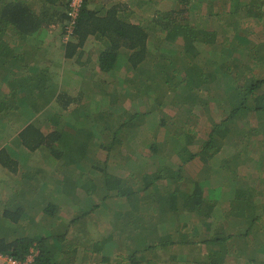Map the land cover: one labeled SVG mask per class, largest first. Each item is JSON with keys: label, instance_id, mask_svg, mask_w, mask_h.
Instances as JSON below:
<instances>
[{"label": "trees", "instance_id": "1", "mask_svg": "<svg viewBox=\"0 0 264 264\" xmlns=\"http://www.w3.org/2000/svg\"><path fill=\"white\" fill-rule=\"evenodd\" d=\"M55 1L0 0V127L9 126L13 116L22 119V128L14 136L16 144L29 151L46 150L44 158L54 167L55 174L40 184L51 183L55 193L64 197L60 204L47 200L41 218L32 220L33 226L22 227L18 234L15 225L27 217L29 190L19 194L20 187L16 199H3L0 230L5 234H0V252L22 260L33 248L38 252L36 264H56L55 254L61 250L71 227L73 233H78L75 224L82 218L88 224L92 214L104 210L108 201L119 203L125 199L132 205L127 218L122 211L110 208L107 220L120 232L131 264H151L154 248L170 246L181 252L175 251L165 264L186 261L184 250L190 252L195 264H241L239 257L244 258L243 264H264L256 257L264 246V138L254 157L248 153L250 150H238L237 133H228L231 127L240 126L236 119L245 121L241 130L250 125L252 118L264 126V0H207L216 10L209 7L205 14L197 13L204 0H167L166 7L151 19L153 12L145 17L130 10L123 1L110 5L102 1L93 7L89 0H81L73 24L74 35L62 44L63 56H79L90 36L100 44L99 70L87 84H94V91L100 96L110 97L104 110L97 105L85 108L81 94L68 95L50 77L48 66L39 67L36 60L26 56L32 53L31 47L25 45L27 36L45 26L68 21L69 0L63 12L53 10L60 6L59 0ZM158 1L141 3L157 8L161 3ZM204 15L209 18L199 21ZM16 48L21 52H16ZM149 63L153 69L147 68ZM144 65L146 68L141 69ZM73 102L75 105L71 106ZM126 102L130 109H123ZM41 110L45 115L35 116ZM201 111L210 120L221 118L213 123L198 151L202 173L209 170L217 151L224 147L235 149L216 166L230 187L225 226L213 213L214 201L204 194L218 180H190L182 175L186 171L183 163L167 165L172 154L183 159L186 146L192 142L191 126L198 122ZM153 113L157 117L155 128L167 130L166 139L175 144L173 152L166 151L164 157L157 158L160 152L156 151L153 133V141L147 146L151 153L148 160L153 164H146L141 179L126 183L107 169V157L111 150L150 124ZM100 136L110 143H99L98 148L106 151V159L95 162L92 143ZM7 143L0 146L1 169L10 175L18 172L17 182L29 176L31 179L27 171H20L27 153L15 156ZM194 154L189 153L188 159ZM172 171L175 175L170 178ZM167 177L172 188H158L156 181ZM93 195L99 200L95 205ZM46 196H36L38 202L32 204L42 205ZM138 203L143 205L141 210ZM13 204L16 205L10 209ZM70 205L78 207L68 221L63 220L59 207ZM185 216L200 222V236L192 235H199L194 226L192 231L186 230ZM54 218L62 223L52 228L50 221ZM94 220L96 230H101L104 221ZM44 222L46 233H36V225ZM134 234L135 240L131 238ZM102 246L104 243L95 236L93 251H101Z\"/></svg>", "mask_w": 264, "mask_h": 264}, {"label": "crops", "instance_id": "2", "mask_svg": "<svg viewBox=\"0 0 264 264\" xmlns=\"http://www.w3.org/2000/svg\"><path fill=\"white\" fill-rule=\"evenodd\" d=\"M90 3L92 4L91 6L96 7L97 3L99 4L100 2H97V0H89ZM54 2H56L54 0ZM60 6H58V8H53V10L57 11H61L62 9V3H66V1L61 2V0H59ZM57 7V6H55ZM37 12L38 9H37ZM46 17V16H45ZM60 23V22H59ZM59 23L57 24H53V26H45L43 28H40L39 30H37L35 33L31 34L30 36H27V43L25 45H29L30 50L32 53H28L26 54L27 57H29V59H34L36 60V63L39 65V67H45L48 66L51 70V74L50 77L55 81L58 82L59 87L60 84L63 83L64 80L69 79V77H78L80 72L78 70H75V66H79V67H86V65H91L93 68L95 67V70L98 71V64H97V53L98 50L100 49V44L98 42L94 41V38L92 36L88 37V39L86 40L84 46L82 47L81 54L79 56H77L76 54H74V56L72 58H66L63 55V48L64 46L62 45L63 43H61L60 41V37H59V33H57L58 28L60 29V27H55V25H59ZM56 32V34H55ZM28 47V48H29ZM19 49V48H16ZM16 52H21V49H19ZM35 77V76H34ZM95 77V76H94ZM4 78H6V76H4ZM13 78V77H12ZM89 81V76L85 77V79L82 80V82H88ZM42 82H45L44 80ZM163 84V82H162ZM162 87V85L160 86ZM61 89V88H60ZM62 90V89H61ZM219 93V92H216ZM118 109V108H117ZM123 109H130V106L128 104V106L123 107ZM42 111V110H41ZM41 111H38L37 113H40ZM28 114V113H26ZM202 114V111L200 112V115ZM203 114H206L205 112H203ZM199 115V116H200ZM225 116H222V118H224ZM221 120V118H217L215 120H209L210 121V125L207 129V132L204 136H200V132L197 130L196 125L197 123L193 124V126H191L192 130V142H190V144H188L186 146V152L184 154L183 159H179L178 155L172 154L169 158V162L167 163V165L169 167H172L174 165H176L177 163L181 162L183 163V165H185V169L186 171L182 172V175H184L185 177L191 179H203L208 177V180L211 181V179L213 177H216V180H220V183H216L214 186H212L211 188H208V190L205 191V195L208 196L209 200H213L214 201V206L212 207L213 209V213H215L216 216H218V222L222 223L224 226L227 223V216L225 214V212L227 211V209L229 210V207L227 206L229 203V197H227V191L230 189V187L226 186V182H225V178L223 179V173H220L217 170V165L221 163V159H219V162L216 163L215 161V157L213 160V157L210 160V167H208V171H206V173H202V169L203 164L202 161L200 159V157L198 156V151H200L201 147H202V142H204L209 134V132L211 131L212 127H213V123ZM237 122L240 123L239 127L233 126L228 130L229 135H238V150H241L242 153H247L250 149H257L258 145L262 143V139L264 138V126L263 124L257 123V121H255L254 118H252V120H250V125L246 126L243 130H241L243 128V124L245 123V121L241 120H237ZM257 126H256V124ZM22 127H20L21 129ZM19 129V130H20ZM19 130L17 132H19ZM241 130V131H240ZM142 132V129H141ZM140 132V133H141ZM140 133H134V137L130 138L129 140H135V137L137 134ZM167 130H164L163 133V138L161 140H155V148L156 151L160 152V156H158L157 158H162V156L164 154H166V151H172L173 150V146L175 145L171 140L166 139L167 136ZM103 139V140H102ZM95 140V145L98 148L99 143H102L104 145L103 142H107L108 144L110 143L109 140L105 139L104 137L100 136L99 138H94ZM128 141L127 139L124 141V143ZM153 141L152 139L150 140V142ZM149 142V143H150ZM7 143V142H5ZM14 143H17L14 141ZM145 144L143 147H145L144 149L147 150L148 153H146L147 155H142L140 156V158H145V159H149V156L151 155V153L149 152V148L147 147L148 144ZM4 144V143H3ZM3 144H1V146H3ZM7 145H9L11 148H13V151L15 152H19L16 150V147H20V145L17 144V146H12V144L7 143ZM123 147H125V145L123 143H121L120 145H118L117 148L123 149ZM102 148V147H101ZM100 149V148H98ZM165 149V150H164ZM229 149H233V151L235 152L234 147L233 148H229ZM125 150V149H123ZM224 150L228 151V149L222 148L220 149V151ZM144 151V150H143ZM233 151L232 154H233ZM32 152H38V151H29L27 153H32ZM173 152V151H172ZM219 151H217L216 153H218ZM189 153H195L193 156H190V159H188L189 157ZM19 156L20 153H18ZM145 154V153H142ZM162 154V155H161ZM132 155L131 152L128 153V151L126 152V156L123 157V163L126 164L130 158V156ZM216 155V154H215ZM182 156V154L180 155ZM12 157V156H11ZM164 157V156H163ZM26 158V156H25ZM166 158V157H165ZM223 158V157H222ZM136 159V158H135ZM43 160H45V158H43ZM152 162V161H151ZM153 164V162L151 163ZM216 164V165H214ZM153 165H151L152 167ZM157 168V167H156ZM147 170L150 171V168L147 167ZM171 171V170H170ZM156 172V170L154 171V173ZM144 173V171H142V173L140 175H136L133 172V166H132V170H130L126 175H118V174H114L120 178H122L126 183L127 182H132V184L136 181H138L140 178V176L142 177V174ZM169 173V172H166ZM162 173H160L159 175H161ZM175 173L174 171H172V174L168 177H172L174 176ZM212 175V178H210ZM215 175V176H214ZM94 176H96V174H94ZM165 178V179H158V181H156V184H158V188L163 189V188H169L171 189L172 187L169 186L168 183H170L169 178ZM221 181L224 183V185L221 184ZM49 184L42 186V189L47 190L49 188H51V184L50 186H48ZM42 191H40L41 193ZM123 206L119 207V208H115L118 209L120 211H122L124 213V218L126 217V212H128L129 210H131V203H129L127 200L123 199ZM108 203H106L104 205V210H101L103 212H108V210L112 207H109L107 205ZM138 208L141 210V208L143 207V205H141L140 203H138ZM95 205V204H94ZM102 207V206H101ZM107 210V211H106ZM100 211V210H99ZM97 212V211H96ZM94 217H92L89 220V223H86V220L84 218H82L79 223V221L75 224V226L80 230L78 233H73V228L71 227L69 231H63L60 230L59 232H64L66 233V240L61 248V250H59L58 252H56L55 254V263L56 264H131L130 263V256L129 253L127 252V249L124 245L122 236L120 235V232L118 230H114L113 228V223L112 221H108L103 220L104 224H102L101 226V230H96V224L95 220L97 217L96 215L93 213L92 214ZM63 220H65L64 218H62ZM212 220L217 221V219L215 217H211ZM48 221V220H47ZM61 220L58 221V219L54 218L52 219V221H50V226L53 228L54 224L56 223H62L60 222ZM98 222V220L96 221V223ZM31 227L30 223L27 224V228ZM47 224L44 222L41 225V229L37 230L36 233L38 234H42L46 233L47 230ZM21 229V228H18ZM190 232V230H188ZM207 231V229H206ZM210 232V230H209ZM53 235H55L56 232H51ZM85 233V235H84ZM100 233V234H99ZM197 233V232H196ZM196 233H192V235H196ZM199 233V232H198ZM96 236V240L101 241L104 243V246H102L101 251H97L94 252L91 244H92V239L95 238ZM92 237V239H91ZM132 239L135 240V234L132 237ZM130 242L127 240V243ZM155 252H152L151 256V264H165V262H169V258L170 255H174L175 251H179L177 247H173L170 246L167 249H159V248H154ZM181 252V251H180ZM166 254V255H164ZM264 254V246L261 247V249L259 250V253L256 255V257H258L261 261H264V259L262 258V255ZM166 256V257H165ZM240 258V263L243 264L244 262V258L239 257ZM229 259V258H227ZM226 259V260H227ZM229 261H232L231 259H229ZM170 264H177V263H170Z\"/></svg>", "mask_w": 264, "mask_h": 264}, {"label": "rangeland", "instance_id": "3", "mask_svg": "<svg viewBox=\"0 0 264 264\" xmlns=\"http://www.w3.org/2000/svg\"><path fill=\"white\" fill-rule=\"evenodd\" d=\"M64 1H68V0H61V2ZM102 1H108L109 5L119 2V1H123L125 3H128L127 6H129L130 10L135 11L136 13H143V16L145 17H149L148 13H152L150 19L156 14L157 11H160V9H164L163 7H166L167 5V0H160L158 2L160 3V6H158L157 8L153 7L152 5H148L147 4H142L141 0H97V2H102ZM214 1V0H212ZM138 2H140L141 4H139ZM71 3L70 0L68 2V4ZM213 4L208 3L207 0L202 1L200 8L197 10V13L199 14H205L208 11L209 7H213ZM62 9L61 11H65L67 7H65V3L64 5L61 6ZM155 9V10H154ZM213 9V8H212ZM214 11L216 10L215 8L213 9ZM206 18H209L208 15H204L202 16L199 21H205ZM134 19V18H133ZM149 19V18H148ZM213 20H215L212 17ZM67 21L59 23V25H55V27H60V29L58 28L57 33H59V37H60V41L61 43H63L62 40V36H63V27L65 26ZM150 29H152V26H150ZM238 33H240L239 30H237ZM152 33V31H151ZM56 34V32H55ZM157 35H160V33H157ZM222 57V56H220ZM150 64V63H149ZM154 65H151L147 68H151L153 69ZM263 67V65H262ZM75 68V70H78L80 72L79 76L76 77H69L68 81L64 80L62 84H60V88L62 90H64L68 95L70 96H75L77 94H81V99H82V105L85 106V108L97 105V107L101 108V110L106 109V105L107 103L110 102V97L108 96H100L98 92L94 91V84L88 85L86 82H82L83 79H85V77L89 76V77H93L96 74L95 67L93 68L91 65H86V67L82 68L79 66H75L73 67ZM142 68H146L145 65ZM99 70V69H98ZM156 78H158L159 76L156 74L155 76ZM143 89L147 90V88H145V85H143L142 87ZM40 99V98H38ZM128 102H126L124 105L128 106ZM75 102H73L71 104V106H74ZM72 108V107H71ZM141 109H144L143 106H141ZM67 112V110H66ZM39 114H41L42 116L45 115V113H43L42 111L40 113L36 112L35 116H38ZM152 119L150 121V124L143 126L142 128V132L140 134H137L135 137V140H128L125 143L123 142V144L125 145V147H123V149H117L116 150H111L110 151V155L107 157V169L112 173V174H118V175H126L130 170H132V166H133V172L136 175H140L142 173V169L146 166V164H149L151 161L145 158H140V156L142 155H147L146 153L147 150L144 149L145 147H143L145 144L149 143L151 140V135H153V133L156 135L154 140H161L163 138V133H164V129L160 128L159 130L155 128L156 126V122L155 120L157 119V117H155V114H152ZM13 121H11L9 123V126L2 128L0 127V146L1 144L8 142L10 144H12V146H17V144H14V136L18 133L17 131L19 130V128L21 127L22 119L18 118V117H12ZM210 118L208 117V115L206 114H201L200 115V119H198V123L196 125L197 130L200 132V136H204L207 132V129L210 125ZM105 140V139H104ZM94 142L92 143V145H94L95 147H93V155L94 156V160L95 162L100 160L104 161V159H106V151L103 148L98 149L95 145V140H93ZM16 150L19 151L18 153H27L28 150L26 148H23L21 145L20 147H16ZM144 150V151H143ZM46 150L40 151V152H32V153H27L26 154V160L25 162H21V168L20 171L22 172L23 170L27 171V174L31 175V179L30 176L28 179L23 180V182H17V179H20V174L17 173H12V175H10L9 173H7V170H2L0 167V213L2 211V207H1V203L2 200L5 198H8L9 200L11 199L10 196L13 199H16L17 196H15L16 192L18 191V189L21 187V191L19 192L22 193L26 190H29V195L28 198L31 200L29 201V203L25 206V214H26V218L25 219H21L19 220V222H17V224L15 225V227L17 228H22V227H26L27 228V224L30 223L31 227L33 226L32 224V220H36L38 221V219L41 218L42 213H41V209L42 206L46 204L47 200H49V202L53 201L55 204H60V201L62 199H64L63 195L55 193V191L52 189L53 187L51 186V188L44 190L42 189L41 186V181H43L44 178L48 177L50 174H55V169L53 166H50V164L46 163V160H43L44 157H46L45 152ZM128 151L132 153V155L130 156L131 159H129V161L124 164L123 161V157L126 156V152ZM228 153L223 152V150L219 151L218 153H216V157H215V161L216 163L219 162V159H221L222 157H224L225 154H229L232 153L231 151H233V149H228ZM17 152L14 153L15 156L19 155ZM145 153V154H142ZM234 153V151H233ZM248 153H253L254 157L257 155L256 153V149H250V151ZM92 154V153H91ZM86 156V154H85ZM87 159L91 160L90 158L86 157ZM136 158V159H135ZM248 159V158H247ZM214 160V157H213ZM92 161V160H91ZM93 162V161H92ZM93 162V163H95ZM246 166L247 163H240ZM23 165V167H22ZM216 165V164H214ZM43 169V170H41ZM57 171V170H56ZM65 171L62 172V174H64ZM44 175V177H43ZM215 176V175H214ZM56 176L52 177L53 179H55ZM61 177H63V175H61ZM212 178V175L211 177ZM215 179H217L215 177ZM55 181V180H52ZM217 183H220V180H218ZM50 186L51 183H48ZM221 184L224 185V183L221 181ZM40 191H42L40 193ZM79 192V195H81L82 192H80V190H76ZM44 195H47L45 200H43L42 205L39 204L37 206H34L32 204V202H38L36 201L35 198L36 196L38 197H42ZM8 196V197H6ZM94 196V202H92V204H96L99 200L97 198V196ZM48 202V203H49ZM47 203V204H48ZM123 199H121V202L117 203L115 201H108V206L112 207V209L114 208H119L123 206ZM16 204L10 205L9 208L13 209V207ZM78 206L77 205H70V206H60L59 208H61L59 210V213L61 215V217H63L64 219H66L68 221V217L71 216L70 214L75 213V211H73L74 209H76ZM58 212V211H57ZM109 213H111L108 210ZM105 215V212L103 211H97L96 212V217L97 219H101V220H106L107 219V213ZM58 214V215H59ZM185 218L187 219V216H185ZM61 222V221H60ZM187 222V229H189L190 231H192V226H194L195 228H198V230L200 229V222L195 221L192 222L190 220H186ZM0 224L2 225V222L0 221ZM42 225V223H41ZM41 225L37 224L36 228H38L37 230L41 229ZM3 226V225H2ZM202 230V229H201ZM201 230H199V235H195L200 236L201 235ZM19 231H23V229H18L17 234ZM207 232H209V230L207 229ZM195 233V232H192ZM0 234H5L3 233V230L1 228L0 230ZM203 251V250H202ZM180 252V251H177ZM190 252H188V250H184V259H186V261L183 262H178L177 264H195L193 262V257L191 255H189ZM166 255V254H164ZM166 257V256H165ZM262 258L264 259V254L262 255Z\"/></svg>", "mask_w": 264, "mask_h": 264}, {"label": "built area", "instance_id": "4", "mask_svg": "<svg viewBox=\"0 0 264 264\" xmlns=\"http://www.w3.org/2000/svg\"><path fill=\"white\" fill-rule=\"evenodd\" d=\"M70 9L68 11V21L63 27V43L72 39L73 36V24L77 18L78 9L81 4V0H70ZM38 254L36 249L31 248L26 257L22 260H17L11 257L9 254L0 252V264H36L35 256Z\"/></svg>", "mask_w": 264, "mask_h": 264}, {"label": "clouds", "instance_id": "5", "mask_svg": "<svg viewBox=\"0 0 264 264\" xmlns=\"http://www.w3.org/2000/svg\"><path fill=\"white\" fill-rule=\"evenodd\" d=\"M74 35V34H73ZM73 37V36H72Z\"/></svg>", "mask_w": 264, "mask_h": 264}]
</instances>
